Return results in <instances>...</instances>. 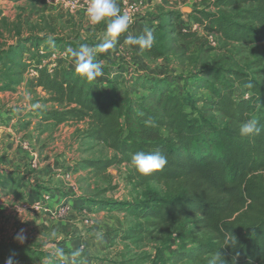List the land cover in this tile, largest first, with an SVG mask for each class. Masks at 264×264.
I'll list each match as a JSON object with an SVG mask.
<instances>
[{"label": "rangeland", "instance_id": "obj_1", "mask_svg": "<svg viewBox=\"0 0 264 264\" xmlns=\"http://www.w3.org/2000/svg\"><path fill=\"white\" fill-rule=\"evenodd\" d=\"M213 2L149 0L145 11L121 35L131 32L139 36L164 15L167 30H197V40L186 44L173 32L167 55L155 59L142 53L135 63L129 61L137 56L139 46L128 45L121 38L111 52L116 61L131 65H109L110 71L119 73L120 69L123 75L118 78L113 74L114 84H101L103 88L140 96L144 92L134 84L137 78L168 77L175 90L190 92L197 100L196 107L201 108L212 100L211 95L186 84L188 77L190 82L191 76L213 65L243 68L251 74L262 69V64L256 65L257 50L223 45L216 36L213 42L210 35L214 34L208 27L194 29L190 14L203 8L214 10ZM106 25L107 21L94 27L86 11L64 10L49 0H0V114L7 115L10 109L8 116H13L8 124L0 121V160L9 150L15 163L19 162L5 165L3 173L0 170V264L9 258L12 264H73L76 249L82 251L75 264H171L168 258L177 251L176 235L164 245V236L149 233L151 229L144 225L149 218L129 216L109 205L142 201L151 188L166 196L170 184L154 178L142 183L125 162L114 163L103 172L88 167V161L111 159L115 152L105 142L90 137L88 120L56 123L48 112L61 106L37 86L41 66L75 64L68 49L78 50L81 44L95 48L105 38ZM50 36L54 41H49ZM261 76L264 78V73ZM10 87L13 89H4ZM4 137L11 144L7 151ZM48 164H53V170L45 169ZM103 204L109 207L104 209ZM18 236H23L22 242ZM22 246L31 249L29 255H16ZM56 249H62L64 256L56 257Z\"/></svg>", "mask_w": 264, "mask_h": 264}, {"label": "trees", "instance_id": "obj_2", "mask_svg": "<svg viewBox=\"0 0 264 264\" xmlns=\"http://www.w3.org/2000/svg\"><path fill=\"white\" fill-rule=\"evenodd\" d=\"M211 5L214 10L190 14L191 22L208 27L223 45L257 50L256 65L262 64V69L251 74L243 68L213 65L191 76L190 82L188 77L186 84L211 95L201 108L190 92L175 90L168 77L138 75L134 84L144 93L135 96L107 90L65 65L50 68L47 63L38 69L37 86L61 106L48 112L56 123L88 120L90 137L115 152L111 159L88 161V167L103 172L125 162L142 183L154 178L170 184L166 196L151 188L142 201L109 205L129 216L149 218L144 225L149 233L163 235L164 245L176 235L179 245L168 258L171 264H208L217 254L219 264H264V0H214ZM161 21L151 28L155 40L151 48L142 50L145 57L167 55L173 32L183 43L197 40V30H167V22ZM248 118L259 121L260 135L240 136L239 126ZM148 120L154 126H146ZM138 151H159L167 164L143 175L131 162ZM226 240L230 245L225 246ZM29 250L22 246L16 255L25 257Z\"/></svg>", "mask_w": 264, "mask_h": 264}, {"label": "clouds", "instance_id": "obj_3", "mask_svg": "<svg viewBox=\"0 0 264 264\" xmlns=\"http://www.w3.org/2000/svg\"><path fill=\"white\" fill-rule=\"evenodd\" d=\"M86 16L91 25H97L107 21L106 33L104 40L95 46L89 47L87 44H81L78 50L69 49L73 57H75V70L82 77L91 81L102 74V63L95 60V55L114 48L118 37L128 31L133 23L131 16L127 13H121L116 0H88L86 7ZM155 37L151 28L145 27L139 36L129 34L125 42L128 45L139 46L141 50L149 49L153 46ZM49 41H54V37H49ZM246 87H252L249 82ZM247 98V97H245ZM146 126H154L153 121L145 122ZM262 129L259 127V121L255 118H248L239 126V134L241 137H252L260 135ZM131 162L136 170L143 175H150L154 171L162 169L167 164V157L159 151L144 152L138 151L131 156ZM55 236V233H53ZM21 242L23 236L17 237ZM230 245L229 241H225V246ZM82 249H76L72 252L73 264L75 258L81 255ZM56 257H63L62 249H56L53 253ZM220 254L214 255L208 259V264H219ZM5 264H12V258H9Z\"/></svg>", "mask_w": 264, "mask_h": 264}, {"label": "crops", "instance_id": "obj_4", "mask_svg": "<svg viewBox=\"0 0 264 264\" xmlns=\"http://www.w3.org/2000/svg\"><path fill=\"white\" fill-rule=\"evenodd\" d=\"M116 3L118 4V6H119V0H116ZM120 7V6H119ZM138 23V22H137ZM136 23V24H137ZM139 26H143V22H140L139 21ZM94 27H96V25H94ZM133 28V27H132ZM129 34H131V35H134L133 33H131V32H128L126 35H120L119 37H118V39H117V42H119V41H121L120 39L122 38L123 40L124 39H126V37L129 35ZM125 37V38H124ZM68 48H70V47H68ZM69 50V49H68ZM46 51H48L47 49H44V51L43 52H46ZM136 53H137V56H135V58L133 59V60H131L130 59V61L129 62H137V58L142 54V50L138 47L137 48V50H136ZM96 60V59H95ZM113 60L114 61H116V59H114V55L112 54V52H111V49H108V50H106V51H104V52H100V54L98 55V60L97 61H99V62H101L102 63V74L100 75V76H97L95 79H94V81L96 82H99L100 84H109L110 83V81L112 80L111 79V76L113 75V73H112V71H110L109 70V65H112L113 63H116V66H125V65H131V64H129V62H124V61H122V62H120L119 60L118 61H116V62H113ZM119 62V63H118ZM65 67H67V68H69V69H75V64H74V62L72 63V62H69L68 63V65H66ZM119 73H122L123 74V72H122V70H120L119 69ZM7 91H5V93H6ZM9 105L10 104H8V106L7 107H9ZM10 113V109L8 110V113H7V115H2V114H0V121H6L5 123H9V121L8 120H11L12 118H13V116L11 115V116H8V115H10L9 114ZM6 118H7V120H6ZM0 130H2V127H0ZM6 130H7V132L10 134H12V132H9V131H11L12 129L10 128V127H6ZM4 142H5V147H6V151L10 148V146H11V144L9 143H7V140L5 139V137H4V140H3ZM4 145H2V146H4ZM5 155V157L4 158H2L1 160H0V170H1V172L3 173V171L4 170H6V169H4V168H7L5 165H7V166H11V162L14 164V165H17V164H19V162H17V163H15V161H14V158H13V153L12 154H10L9 153V150H8V154L7 153H5L4 154ZM20 159L21 158H19V160L18 161H20ZM51 167V169L53 170V164H48L47 165V168H45V169H48V168H50Z\"/></svg>", "mask_w": 264, "mask_h": 264}, {"label": "built area", "instance_id": "obj_5", "mask_svg": "<svg viewBox=\"0 0 264 264\" xmlns=\"http://www.w3.org/2000/svg\"><path fill=\"white\" fill-rule=\"evenodd\" d=\"M52 3L57 4L61 9L73 11L76 9V11H86L87 2L88 0H49ZM149 0H120L119 8L121 10V13L127 12L133 21L137 19V17L143 13V10L145 11V7L148 5L147 3ZM144 8V9H143ZM198 25H194V29H197ZM211 40L214 35H210ZM37 74V72H35Z\"/></svg>", "mask_w": 264, "mask_h": 264}]
</instances>
